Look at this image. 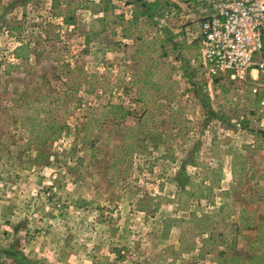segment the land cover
<instances>
[{"label": "rangeland", "instance_id": "rangeland-1", "mask_svg": "<svg viewBox=\"0 0 264 264\" xmlns=\"http://www.w3.org/2000/svg\"><path fill=\"white\" fill-rule=\"evenodd\" d=\"M108 1L60 0L57 12L78 7L68 25L54 0H0V264H33L43 219L79 231L71 251H97L96 264L116 262L115 247L120 264L247 263L264 247V110L246 84L205 71L197 0L137 24L129 0ZM128 129L134 154L111 169ZM201 179L207 198L181 193Z\"/></svg>", "mask_w": 264, "mask_h": 264}, {"label": "built area", "instance_id": "built-area-1", "mask_svg": "<svg viewBox=\"0 0 264 264\" xmlns=\"http://www.w3.org/2000/svg\"><path fill=\"white\" fill-rule=\"evenodd\" d=\"M197 1L205 71L246 84L263 111L264 0Z\"/></svg>", "mask_w": 264, "mask_h": 264}, {"label": "crops", "instance_id": "crops-1", "mask_svg": "<svg viewBox=\"0 0 264 264\" xmlns=\"http://www.w3.org/2000/svg\"><path fill=\"white\" fill-rule=\"evenodd\" d=\"M142 1H151V0H129L128 5L132 6L134 8H135V6L137 8H139L141 6ZM176 4L180 5L181 4L180 0H176ZM199 28H200V25H199ZM117 32L123 41H128V42L135 41L131 37H128V38L123 37L122 36V29H121V31H117ZM226 174H227V177H226L227 181L226 182L228 183V186H229V183L231 182V180H230V177L228 176L227 172H226ZM222 189L227 190L228 187L223 186ZM38 215L39 214L37 213V216ZM0 216L6 218V208H0ZM140 216H143V215H136V217H140ZM146 217H149V216H146ZM149 218L150 219H147V221H146L145 228H146L147 233H149V235H150L149 240H151V235L153 234V225H152L153 223L151 220L155 218V215H153L152 217H149ZM164 218L165 217H163L162 220L160 221V225H159L158 229H156V231L159 230V228L160 229L163 228V219ZM15 222H18V223L14 224V225L18 226V225H20L21 221H15ZM23 222H24V220H23ZM37 223L39 225H36L37 226L35 229L36 231L34 230V232H36V235H35V237H33L34 240H32V244H35V245H30L31 246L30 249H32L31 250V256H36V257H33L34 258L33 264H38L37 261H39V258H40V260H42L48 264H72V263L73 264H83L82 262H86V264H96L99 259L103 258V255L102 256L98 255L97 251H93V253H89V252L84 253V252L75 251V250L71 251L72 247H74L75 245L79 246L81 244V241L83 240L82 238H80L81 233L79 231L73 230L72 226H70V225L67 226L66 224L60 226L59 225L60 223H58L57 221H55V222L50 221L49 223H47L44 219L40 220V221L38 220ZM144 223H142V224H144ZM6 225H7L6 221H4V222L0 221V230H2L1 228H4ZM96 228H97V226H95V229ZM13 229L16 230L18 228L13 227ZM110 230L113 231V229H110ZM175 231H176V228H173L172 232H171L172 236H173V233H175ZM98 233L99 232L96 231L95 235H97ZM72 234H74V235H72ZM101 235L102 234H100V236ZM171 235H170V237H171ZM103 237L104 238L108 237V238L112 239L113 233H110V232L107 233L106 232L105 235L103 234ZM127 246H129V245L127 244ZM64 249L67 251H64ZM120 250L122 251V249H119L116 247L114 249H112V254H111L112 257L110 258V260L114 259L116 261L112 264H120V261L122 260L118 257V253ZM25 251H26V249H25ZM27 256L29 258H32L29 255H27ZM125 261H128V259L126 258ZM121 263H123V262L121 261ZM101 264H110V263L102 262Z\"/></svg>", "mask_w": 264, "mask_h": 264}, {"label": "trees", "instance_id": "trees-1", "mask_svg": "<svg viewBox=\"0 0 264 264\" xmlns=\"http://www.w3.org/2000/svg\"><path fill=\"white\" fill-rule=\"evenodd\" d=\"M170 1L171 0L142 1L141 6L138 8V11H136V13L134 14L133 19L130 23L137 24L139 21V17H152L155 15L163 16L165 9H168L171 5ZM101 2H104L102 11L108 12L111 10L110 1L101 0ZM59 3L60 0H54L53 2V9L55 11L54 14L57 16H62L65 24L68 25L75 24L76 23L75 14L78 7L68 8L65 11L60 10L57 12L56 8L59 5ZM122 18L123 16H120V19ZM102 30H104V28ZM92 34H96V33H92ZM92 34L90 33L88 34V36L86 37V42H89L91 40L90 37ZM15 55L17 58H25V56L23 57V55L21 54L19 48L15 50ZM108 112L118 119H123L128 114L129 111L120 105L111 104L110 107L108 108ZM44 128H48V126H44ZM59 135H60V130L54 133V138H58ZM134 136L135 133L133 132V130L128 129L124 139V143H126V146L124 148L122 147L118 148L117 155L112 158L111 169H117L120 164H125L127 159L133 156L134 145H132L130 141ZM235 172H236V168L234 167L233 173ZM190 185L191 188L189 190L181 191V193H186L189 195V197L194 196L198 198V200L200 201L204 198H207L209 193L212 191V188L205 183L204 179H201L200 181H198V183L190 181ZM259 189L264 194V186L262 187L259 186ZM222 209L223 206L221 207V210ZM245 213L246 210L242 208L240 212V220L242 226L254 228L255 224L252 222V217H247ZM262 213H264V210L262 211ZM195 216L196 213L191 212V217L194 218ZM263 230H264V219H261L259 221L258 231H263ZM220 264H264V247L259 246L257 248H254L252 250V255L251 257H249L247 263H245L238 255H232V256L227 255L224 258L222 257Z\"/></svg>", "mask_w": 264, "mask_h": 264}]
</instances>
